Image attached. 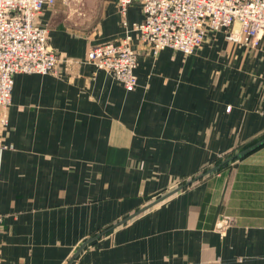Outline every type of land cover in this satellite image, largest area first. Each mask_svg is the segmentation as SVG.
Here are the masks:
<instances>
[{"label":"crops","instance_id":"1","mask_svg":"<svg viewBox=\"0 0 264 264\" xmlns=\"http://www.w3.org/2000/svg\"><path fill=\"white\" fill-rule=\"evenodd\" d=\"M143 18L139 3L122 18L116 0H56L37 17L57 63L53 74L13 77L0 127V264H264L262 203L243 196L235 209L218 174L70 263L86 240L264 134V50L224 48L221 32L188 56H154L130 32L132 92L87 64L91 48L122 39L123 20ZM226 214L235 221L220 234Z\"/></svg>","mask_w":264,"mask_h":264},{"label":"built area","instance_id":"2","mask_svg":"<svg viewBox=\"0 0 264 264\" xmlns=\"http://www.w3.org/2000/svg\"><path fill=\"white\" fill-rule=\"evenodd\" d=\"M56 0H0V127H7L15 74H53L57 57L47 46V32L36 19ZM124 18L133 3L141 5L143 21L128 27L118 43L91 48L86 62L119 82L127 92L137 86L134 70L139 46L156 56L172 48L188 56L208 34L224 32L241 46L256 48L264 41V0H116Z\"/></svg>","mask_w":264,"mask_h":264},{"label":"rangeland","instance_id":"3","mask_svg":"<svg viewBox=\"0 0 264 264\" xmlns=\"http://www.w3.org/2000/svg\"><path fill=\"white\" fill-rule=\"evenodd\" d=\"M221 33L223 35V40L225 42L224 48H228V46H232V47L240 46V47L245 48V49H250V47H245V46H241L239 44H233V43L229 42L225 38L224 32H221ZM251 49H254V50L263 49L264 50V41L261 42V44L258 47L251 48ZM262 80L264 82V75L262 76ZM262 138H264V134H263V136L259 137V139L258 138L257 139L260 140ZM252 141L253 140L249 141L248 144L250 145V143ZM249 145H247V146H249ZM237 152H233L232 154L226 156L225 158H217L215 163L213 162L212 165L208 166L207 168H204L200 174H203L207 170H209L210 168L217 166L216 163L219 160H220L219 162L221 163ZM200 174L196 175L195 177L199 176ZM217 174L219 175L218 180H217L219 187L221 186L222 183H224L225 185L230 184V186L232 188L231 197H234V195L238 196L236 199H234L235 209L237 208L236 201L241 202L242 197L245 196L247 198V200H249L252 203H253V200H257V199L260 200V202L263 205V210H264V146H262L260 149L256 150L254 153L247 155L242 160H239V161L233 160V161L223 165L222 167H220L219 171L212 172L211 174L205 175L201 179L197 180L194 183L196 184V183L200 182L201 180H204L206 177L208 180L212 176L217 175ZM195 177H191L189 179H186V180L179 182L175 186V188L168 190L166 192V194L171 192L172 190L176 189L177 187L185 184L186 182H188L189 180H191ZM193 184L189 185L188 187L184 188L183 190H186L187 188H189ZM183 190H181V191H183ZM247 195L250 196V198ZM161 197L162 196H160L159 198H161ZM159 198H157V199H159ZM154 201L155 200H151L148 204H150ZM234 221H235V218L232 215H228V214L223 215L221 218H219L217 220V223H216V229H217L218 233L224 234L226 232V230L230 226L233 225ZM212 264H217V261L213 262Z\"/></svg>","mask_w":264,"mask_h":264},{"label":"water","instance_id":"4","mask_svg":"<svg viewBox=\"0 0 264 264\" xmlns=\"http://www.w3.org/2000/svg\"><path fill=\"white\" fill-rule=\"evenodd\" d=\"M264 146V138L257 140L255 143L243 148L242 150H240L239 152L235 153L233 156H230L229 158H227L226 160H224L221 164H219L218 166H215L213 168H210L209 170H207L205 173L200 174L199 176L189 180L188 182H186L185 184L177 187L176 189L172 190L171 192L163 195L161 198L155 200L154 202L146 205L145 207L141 208L140 210H138L137 212L127 216L126 218H124L123 220L113 224L111 227L107 228L106 230L100 232L99 234H97L96 236L91 237L90 239L86 240L75 252V254L73 255V257L70 260V263L75 259V257L82 251V249L88 244L90 243L92 240L97 239L98 237L104 235L105 233H107L108 231L124 224L125 222L129 221L130 219L134 218L135 216L139 215L140 213L146 211L147 209L155 206L156 204H158L159 202H161L162 200L172 196L173 194L183 190L184 188L188 187L189 185L193 184L194 182H196L197 180L201 179L203 176L211 174L212 172H217L219 171L220 167H222L223 165L233 161V160H239L243 157H245L246 155L252 153L253 151L257 150L258 148Z\"/></svg>","mask_w":264,"mask_h":264},{"label":"trees","instance_id":"5","mask_svg":"<svg viewBox=\"0 0 264 264\" xmlns=\"http://www.w3.org/2000/svg\"><path fill=\"white\" fill-rule=\"evenodd\" d=\"M255 141H256V140H255ZM255 141L253 140V141L250 143V145H251V144H253V143H255ZM248 145H249V144H248ZM243 148H245V146H244ZM240 150H242V149H240ZM232 156H233V155H232ZM219 161H220V160H219ZM219 161L216 163V164H217V166H218L219 164H221V163H222V162L220 163ZM206 170H207V169H206ZM206 170H205V171H206Z\"/></svg>","mask_w":264,"mask_h":264}]
</instances>
